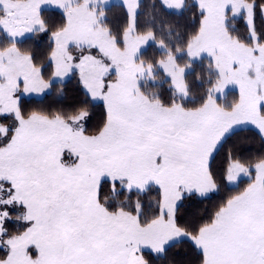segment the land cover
Instances as JSON below:
<instances>
[{"label":"snow or ice","instance_id":"snow-or-ice-1","mask_svg":"<svg viewBox=\"0 0 264 264\" xmlns=\"http://www.w3.org/2000/svg\"><path fill=\"white\" fill-rule=\"evenodd\" d=\"M111 7L120 9L115 27ZM144 7L0 0V264H150L145 250L163 258L184 241L199 264H264V154L228 147L214 168L237 129L254 126L264 143V0H151L142 24ZM189 7L198 8V30L157 40L179 28L160 16ZM50 8L59 25L45 19ZM48 32V59L38 64L18 38ZM150 43L156 51L147 55ZM203 53L208 79L196 74L197 95L188 77ZM76 74L85 99L70 111L24 110L21 95ZM228 85L239 99L217 103ZM99 102L102 120L89 130ZM221 184L233 194L204 216L178 215L186 199L218 194ZM153 188L157 197L145 203Z\"/></svg>","mask_w":264,"mask_h":264},{"label":"trees","instance_id":"trees-1","mask_svg":"<svg viewBox=\"0 0 264 264\" xmlns=\"http://www.w3.org/2000/svg\"><path fill=\"white\" fill-rule=\"evenodd\" d=\"M259 2V0H257ZM145 5L142 11L145 13L141 17V23L147 18V13L149 11L147 5L151 3V0H143ZM187 3L191 6L193 0H187ZM195 13V19H193V14ZM108 22L112 26H117L122 23L120 9L118 7H111L107 13ZM44 17L49 21V23H55L59 25L62 21V15L59 10L55 8H50L44 12ZM161 19L165 20L167 24L176 25L179 24V28H174L171 37L167 36L165 33L157 32V40H175L176 32L178 31L184 38H187L195 33L199 28V11L189 7L184 11L182 15L169 12L166 15H161ZM256 25L258 29L262 28L261 18L259 16V10H257ZM236 27L239 33L243 36L245 34L243 21L237 20ZM23 42L18 46L22 50L30 51L36 56V62L38 64L47 62L48 54L50 51L51 33H31L28 36L21 39ZM6 41H0V46H3ZM156 51L155 45L150 43L147 48V55H152ZM208 65L209 60L206 58L198 59L193 67L192 74L189 75L188 79L192 84L193 92L199 95V92L203 89L200 88V83L195 80V76L198 73H203L204 79H208ZM51 75V68H47L45 72V78ZM214 79V77H213ZM78 74L69 76L64 82H56L51 90L47 91L41 98L21 97V104L24 110H44V111H57L65 110L70 111L73 106H77L78 102L85 99L82 86L78 82ZM169 85L167 83L160 87L161 93L167 97ZM207 87V85H204ZM239 99V94L235 90H228L222 97L217 98V103L222 105H231ZM191 106V105H189ZM94 115L91 121L88 123L87 127L92 130L96 125L102 120L103 117V105L102 103H97L92 109ZM228 147H234L236 149H241L242 154L245 158L255 159L259 155L264 154V143H262L258 132L251 128H242L237 130V134L229 138L228 142L225 144V148L222 149L215 157L214 168H218L222 165L225 151ZM247 179L243 178L240 186L236 191L242 190L246 186ZM233 194L231 187H226L221 184L220 192L218 194H210L207 198H192L186 199L183 202V206L180 208L178 215L188 219L193 216L200 217L204 216L205 209L212 210L216 207L223 197ZM158 192L155 188L148 193L145 197V203L149 201H154L157 197ZM145 258L149 260L150 264H199V252L194 249V247L187 241L176 244L174 247H170L167 254L163 258H157L154 254H149L148 250L144 252Z\"/></svg>","mask_w":264,"mask_h":264},{"label":"rangeland","instance_id":"rangeland-1","mask_svg":"<svg viewBox=\"0 0 264 264\" xmlns=\"http://www.w3.org/2000/svg\"><path fill=\"white\" fill-rule=\"evenodd\" d=\"M31 34V33H30ZM29 34H26L25 35V37L26 36H28ZM24 38V37H23ZM23 38H18V39H23ZM202 55V57H204V58H206V59H208L209 61H210V58L207 56V54L206 53H203V54H201ZM68 78V77H67ZM67 78H65V80L67 79ZM64 80V81H65ZM63 81V82H64ZM228 90H235V91H237L238 92V94H239V88H238V86H235V85H228L226 88H225V90H224V93L223 94H220V93H217L216 95H217V98H220V97H222ZM45 94V93H44ZM44 94H37V93H32V94H28V95H21V97H25V98H30V97H36V98H41ZM100 103H102V102H100ZM242 128H244V127H242ZM241 128V129H242ZM246 128H251V129H254V130H256L257 132H258V130L257 129H255V127L254 126H252V125H248V126H246ZM238 130V129H237ZM243 179V178H242Z\"/></svg>","mask_w":264,"mask_h":264}]
</instances>
